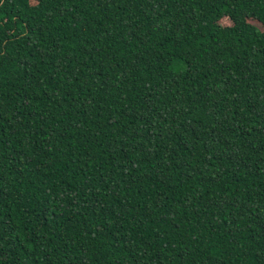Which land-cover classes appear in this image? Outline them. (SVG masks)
Instances as JSON below:
<instances>
[{"label": "trees", "instance_id": "obj_1", "mask_svg": "<svg viewBox=\"0 0 264 264\" xmlns=\"http://www.w3.org/2000/svg\"><path fill=\"white\" fill-rule=\"evenodd\" d=\"M0 264H264V0H0Z\"/></svg>", "mask_w": 264, "mask_h": 264}]
</instances>
